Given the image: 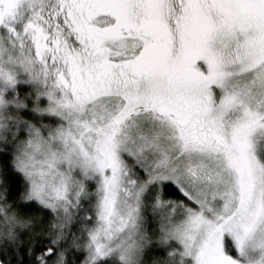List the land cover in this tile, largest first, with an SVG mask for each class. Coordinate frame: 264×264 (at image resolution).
Masks as SVG:
<instances>
[{
  "label": "snow or ice",
  "instance_id": "obj_1",
  "mask_svg": "<svg viewBox=\"0 0 264 264\" xmlns=\"http://www.w3.org/2000/svg\"><path fill=\"white\" fill-rule=\"evenodd\" d=\"M0 264H264V0H0Z\"/></svg>",
  "mask_w": 264,
  "mask_h": 264
}]
</instances>
